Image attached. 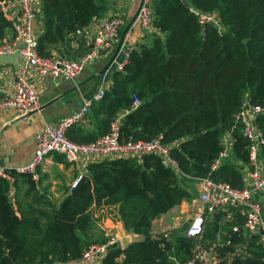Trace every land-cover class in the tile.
Returning <instances> with one entry per match:
<instances>
[{
    "label": "trees",
    "instance_id": "16d2710c",
    "mask_svg": "<svg viewBox=\"0 0 264 264\" xmlns=\"http://www.w3.org/2000/svg\"><path fill=\"white\" fill-rule=\"evenodd\" d=\"M191 8L216 12L225 31L201 25ZM109 9L108 0H41L39 53L51 56L54 46L104 18ZM154 16L156 32L149 43L131 51L123 71L113 72L112 85L93 104L96 129L75 126L68 137L79 144L95 142L109 133L119 112L128 111L120 125L121 141L162 136L178 171L156 155L92 163L58 206L41 196L37 203L46 210L26 212L10 200L11 180L0 178V264L80 260L91 243L104 242L95 236L93 206L118 208L125 230L142 237L127 248H115L105 264H185L194 241L184 233L154 237L153 222L196 199L194 184L201 179L243 188L251 168L248 141L235 116L246 100L264 105V0H158ZM11 27L0 7V44ZM134 96L142 104L131 111ZM257 124L264 132V116ZM235 126L230 157L212 171L223 151V136ZM260 158L264 164V148ZM18 176L25 178L26 194H32L36 182L11 172V178ZM242 223L238 217L224 222V214H217L207 223L204 238L213 241L223 233L222 264H264L259 237L232 232V225ZM240 245L246 249L230 260Z\"/></svg>",
    "mask_w": 264,
    "mask_h": 264
},
{
    "label": "built area",
    "instance_id": "2783aa9c",
    "mask_svg": "<svg viewBox=\"0 0 264 264\" xmlns=\"http://www.w3.org/2000/svg\"><path fill=\"white\" fill-rule=\"evenodd\" d=\"M123 1L134 3L136 0ZM157 1L139 0L137 22L144 38L156 32L154 3ZM1 2H4L0 0L1 10L5 13ZM40 2L41 0L13 1L18 8V20L10 18L13 36L11 39L5 38L0 44L1 56L18 55L22 59V65L13 73L12 92L0 96V112L13 111L18 118L26 117L41 108L39 93L32 83L34 73L40 78L51 76L76 82L87 67L94 66L101 58H111L128 24L125 19L127 17L128 20V14L123 8L116 6L104 19H96L95 28L90 36L89 50L79 59L69 61L53 55L45 57L39 53V37L36 33ZM191 11L201 25L212 24L221 32L225 31L216 12L207 13L196 8H191ZM132 50L133 48L126 53L124 63L119 64L117 63L119 57L116 59L113 66L116 71H123ZM107 89L105 81L100 82L96 95L84 100L79 110L60 119L56 124L45 125L36 135V151L33 158L26 165L17 168L0 166V178L9 179L11 172H15L19 175H29L32 180L38 182L39 170L53 155L61 156L71 164L83 160L87 166L105 160L141 159L144 155H156L165 167L177 172L178 165L171 156V146L163 142L162 136L151 141L130 139L122 142L120 137L122 121L117 117L111 123L109 133L95 142L79 144L69 139L68 132L71 128L75 126L85 128L90 124L91 108L95 102H99L104 97ZM141 104L142 101L134 96L131 111L137 110ZM262 116H264V105L253 104L249 100L243 103L241 110L235 116L236 124L240 125L241 133L248 141L251 169L245 173L243 188L237 189L229 183L215 182L210 177L201 179L195 184L199 201L205 209L195 217L186 232V237L194 241V246L191 258L185 264H222L220 248L224 245L223 233L219 232L213 241H206L204 238L207 223L220 213L224 214V222L232 223L236 217L240 218L243 221L242 226L232 225V232L240 233L243 238L257 235L259 244L264 248V164L260 158L264 148V132L257 124L258 118ZM236 127L223 136V151L213 162L212 171H216L224 160L230 157L234 142L232 133ZM83 177V174L79 175L73 188ZM123 240L124 236L118 233L107 235L104 242L88 246L83 251L80 262L105 264L104 260L111 251L117 247L123 248ZM229 244L230 239L227 241V245ZM244 249H246L245 245L238 246L236 252L230 255V260L241 255Z\"/></svg>",
    "mask_w": 264,
    "mask_h": 264
},
{
    "label": "crops",
    "instance_id": "0c3cea01",
    "mask_svg": "<svg viewBox=\"0 0 264 264\" xmlns=\"http://www.w3.org/2000/svg\"><path fill=\"white\" fill-rule=\"evenodd\" d=\"M112 6L108 13L113 10V5L120 6L124 10L128 8L123 6V0H108ZM131 5V9H127L126 13L130 22L135 15L136 6ZM5 15L10 19L18 20V8L12 2H4ZM39 15L36 24V33L38 37L43 32V22L41 15V2L38 6ZM129 10V11H128ZM132 11V12H131ZM131 12V13H130ZM105 15V17L108 15ZM132 14V15H131ZM104 17V18H105ZM130 17V18H129ZM102 18V19H104ZM128 22V23H129ZM96 19L83 31L78 32L71 39L54 46L52 55L65 60H77L89 50L90 36L95 28ZM13 36L12 30L7 31V39ZM150 36L143 37L142 30L136 22L127 34L123 50L119 55V64L124 63L126 53L131 49H139L143 44L150 41ZM110 57L101 58L98 63L91 66V72H84L76 82L65 81L61 78H53L46 76L43 78L32 76V83L40 95L41 107L55 100L48 108L39 111L31 117H19L13 111L0 112V166L7 168H17L26 165L34 156L36 150V135L47 124H56L60 119L71 115L80 109L83 104L84 96L93 87L92 78L99 73L107 64ZM22 65V59L18 55L1 56L0 55V95L12 92L11 84L13 81L14 71ZM116 69L113 68L106 76L99 79V82L105 81L107 87L112 85V74ZM127 115V111L119 112L117 118L123 121ZM85 131H94L96 129L95 119L84 128ZM87 164L81 160L78 163H67L61 156L53 155L49 157L46 164L39 170L40 179L36 182L35 191L27 195L28 185L25 178L18 176L11 179V187L9 192L10 200L14 204V208L21 212L30 209H45L43 205H39L37 200L41 196H45L52 204L59 205L71 191L70 188L80 174H87ZM199 196V195H198ZM199 200V198H198ZM197 200L192 202H183L175 207L167 214L161 216L153 222L152 235L154 237L167 233L171 234L175 229L180 228L186 222H192L195 217L200 214L201 209L195 207ZM46 210V209H45ZM93 217L94 229L96 232L101 231V235L107 236L112 233H119L133 241H139L141 236L128 233L124 230L121 222L118 208L115 207H97L93 206L90 210ZM67 264H83L80 261L70 262Z\"/></svg>",
    "mask_w": 264,
    "mask_h": 264
},
{
    "label": "water",
    "instance_id": "95a60500",
    "mask_svg": "<svg viewBox=\"0 0 264 264\" xmlns=\"http://www.w3.org/2000/svg\"><path fill=\"white\" fill-rule=\"evenodd\" d=\"M4 1V0H1ZM141 6V5H140ZM137 17H138V10L136 11L134 17L132 18V20L126 25V27L124 28L122 34H121V38L119 40V43L116 47V50L114 51L113 55L111 56V58L109 59V61L107 62V64L105 65V67L97 74H95L92 78V81H94L93 83V87L91 88V90L88 92V94H86V96H84V100L86 99H90L92 97H94L98 91V87H99V79L102 78L103 76H105L107 73H109L110 70L113 69L114 63L116 61V59L119 57L121 51L123 50L124 47V43L127 37V34L129 32V30L131 28L134 27V25L137 22ZM53 103H55V100L43 105L40 108V111H43L44 109L48 108L49 106H51ZM38 112H33L28 114L26 117H31L33 115H35ZM123 248H127L128 245L130 244V240L129 239H124L123 242Z\"/></svg>",
    "mask_w": 264,
    "mask_h": 264
},
{
    "label": "rangeland",
    "instance_id": "374dc122",
    "mask_svg": "<svg viewBox=\"0 0 264 264\" xmlns=\"http://www.w3.org/2000/svg\"><path fill=\"white\" fill-rule=\"evenodd\" d=\"M6 0H4L3 2H5ZM14 1V0H13ZM13 1H7V2H12L13 3ZM2 3V2H1ZM128 3V5H130L128 8H126L125 10H127V9H131V5H133V2H130V1H128L127 2ZM123 5H125V1H123ZM138 5H139V0H137V2L134 4V6H136V10H137V8H138ZM2 7H3V9H4V11H5V13H7L6 12V10H5V6H4V3H2ZM112 6H110V8H111ZM113 7H116L115 5H113ZM125 10H123V11H125ZM129 11V10H128ZM116 12H120V11H116ZM125 12H127V11H125ZM132 12V11H131ZM130 12V13H131ZM136 12V11H135ZM4 13V14H5ZM132 15V14H131ZM129 16V15H128ZM130 18V17H129ZM125 19H126V21H127V23L129 22L128 20H127V17H125ZM126 23V24H127ZM223 28V27H222ZM224 29V28H223ZM11 30H12V32H13V25H12V27H11ZM121 55V54H120ZM91 72V69H90V66L89 67H87V69L85 70V72ZM84 73V72H83ZM13 82V81H12ZM11 86H12V84H11ZM11 90H13L12 89V87H11ZM3 95V94H2ZM1 96V95H0ZM40 96V95H39ZM41 99V98H40ZM39 111H40V109H39ZM39 111H36V112H39ZM93 119V118H92ZM36 151V150H35ZM87 173H88V169H87ZM40 175V174H39ZM87 174H83V176H86ZM79 177V176H78ZM10 180L11 179H13V178H9ZM78 179V178H77ZM77 179L74 181V183L77 181ZM73 183V184H74ZM73 184H72V186H71V188H70V190H72L73 189ZM194 187H195V184H194ZM196 188V187H195ZM197 191V190H196ZM197 193H198V191H197ZM198 198H199V196L198 197H196V200H197V203L198 204H195V207H197V208H200L201 209V212L205 209V207H204V205L202 204V202H200L199 200H198ZM121 219V218H120ZM122 222V221H121ZM190 222H186L184 225H182L180 228H178V229H175L174 231H172L171 232V234L173 235L174 233H181V234H185L186 235V232H187V230H188V228H189V226H190ZM124 230H125V228H124ZM94 232H95V236L96 237H100V238H102V239H104V241L106 240V238H107V236H102L101 235V231H97L96 232V230L94 229ZM129 233V232H128ZM119 234V233H118ZM164 234H167V233H164ZM120 236H123L122 234H119ZM101 239V240H102ZM124 239H129L128 237H125ZM100 240V241H101ZM130 240V239H129ZM94 243H99V242H94ZM91 244H93V243H91ZM90 244V245H91ZM89 245V246H90ZM78 261H80V260H78ZM70 263V262H69ZM58 264V263H57ZM61 264V263H60ZM65 264H67V263H65Z\"/></svg>",
    "mask_w": 264,
    "mask_h": 264
}]
</instances>
